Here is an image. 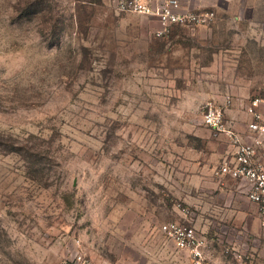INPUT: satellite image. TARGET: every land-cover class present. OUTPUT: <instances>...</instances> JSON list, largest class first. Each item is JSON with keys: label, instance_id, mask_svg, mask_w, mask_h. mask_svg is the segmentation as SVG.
<instances>
[{"label": "rangeland", "instance_id": "obj_1", "mask_svg": "<svg viewBox=\"0 0 264 264\" xmlns=\"http://www.w3.org/2000/svg\"><path fill=\"white\" fill-rule=\"evenodd\" d=\"M234 1L156 38L113 0H0V264H191L174 222L210 264H264V218L202 123L208 101L241 135L251 100L264 119V0Z\"/></svg>", "mask_w": 264, "mask_h": 264}, {"label": "built area", "instance_id": "obj_2", "mask_svg": "<svg viewBox=\"0 0 264 264\" xmlns=\"http://www.w3.org/2000/svg\"><path fill=\"white\" fill-rule=\"evenodd\" d=\"M118 14H136L156 19L159 28L156 38H164L174 29L207 27L216 20L213 10H193L185 7L181 0H113ZM226 97L224 103L230 104ZM262 100H251L247 115L250 118L247 134L241 135L234 129L233 122L226 119L222 104L208 101L202 107V123L207 128L224 134L233 153L214 171L219 177H229L243 182L247 199L257 205L264 218V119L259 108ZM162 231L171 239L177 250L189 253L191 264H210L205 256L206 241L197 234L193 226L168 223ZM65 264H90L82 254L77 253Z\"/></svg>", "mask_w": 264, "mask_h": 264}, {"label": "crops", "instance_id": "obj_3", "mask_svg": "<svg viewBox=\"0 0 264 264\" xmlns=\"http://www.w3.org/2000/svg\"><path fill=\"white\" fill-rule=\"evenodd\" d=\"M181 2L185 7L189 9L213 10L216 12L218 18V15L224 12H229L231 10L232 2L235 1L234 0H181ZM243 6L244 3H240L239 7L242 8Z\"/></svg>", "mask_w": 264, "mask_h": 264}]
</instances>
